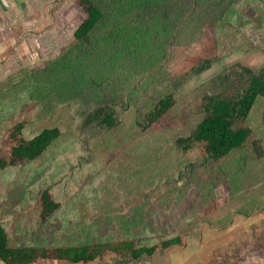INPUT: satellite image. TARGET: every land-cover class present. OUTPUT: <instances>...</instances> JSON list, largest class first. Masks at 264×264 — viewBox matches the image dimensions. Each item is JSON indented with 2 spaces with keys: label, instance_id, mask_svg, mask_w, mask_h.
Returning a JSON list of instances; mask_svg holds the SVG:
<instances>
[{
  "label": "rangeland",
  "instance_id": "rangeland-1",
  "mask_svg": "<svg viewBox=\"0 0 264 264\" xmlns=\"http://www.w3.org/2000/svg\"><path fill=\"white\" fill-rule=\"evenodd\" d=\"M82 2L51 0L50 32L63 39L35 59L32 76L25 71L2 84L1 159L10 160L19 123L26 139L45 128L62 131L40 159L0 170V212L11 242L55 248L128 238L160 245L199 235L222 206L234 211L242 183L248 190L257 180L264 191V156L253 147L257 140L264 155V98L245 124L252 137L227 158L206 160L200 144L189 152L176 147L202 120L206 94L230 92L241 66L264 67V0H203L185 14L175 1L145 9L110 0L105 23L84 49L73 47L87 19ZM205 60L212 68L192 74ZM171 94L174 108L146 130L147 116ZM100 103L115 107L119 126L84 127ZM234 180L240 183L231 189ZM45 190L59 208L44 221Z\"/></svg>",
  "mask_w": 264,
  "mask_h": 264
},
{
  "label": "trees",
  "instance_id": "trees-1",
  "mask_svg": "<svg viewBox=\"0 0 264 264\" xmlns=\"http://www.w3.org/2000/svg\"><path fill=\"white\" fill-rule=\"evenodd\" d=\"M108 1L110 0H83L82 5L85 7L87 19L75 30L73 47L77 46L84 49L92 44L97 31L106 21L105 6ZM124 1H129L131 4L136 3L145 9L166 3L173 6L175 1L176 5L179 6L180 13H184L187 6L194 10L203 0ZM212 64V60L202 61L191 70V73L203 74L212 68ZM31 70H23L18 75L27 71L30 72L27 75L32 76L33 71ZM233 82L230 92L217 91L203 97L202 113L204 116L191 133L177 138L176 147L179 150L189 152L200 144L203 146V154L206 160L220 161L245 146L254 133L253 129L245 124L248 122L258 100L264 98V67L241 66V71L237 73ZM175 105L176 100L173 94L161 99L147 116L143 127L146 130L150 129L154 124L160 122ZM94 125L107 129H114L119 126L120 118L115 107L109 103H100L88 112L84 127ZM23 130L24 123H19L14 129L12 136L15 139V145L12 146L10 160L0 158V170L15 166L22 161L34 162L40 159L62 136L61 129L53 127L45 128L32 139H26L20 137ZM253 147L260 157L264 156L263 149L257 140L253 142ZM231 183L232 189V187L238 186L240 181L234 180ZM41 200L42 219L45 221L59 208V204L52 199L49 190L43 192ZM263 200L257 199V202ZM230 204L228 206H231ZM235 204V210H238V202L236 201ZM217 219L218 213L214 219L209 218L206 224H216ZM195 236L197 235L175 236L161 241L160 245L143 244V241L137 242L127 238L120 241L87 242L55 248L46 244L15 246L11 242L10 234L3 223L0 212V260L4 264H35L41 260L60 261L64 264H102L101 260L105 255H112L111 261L105 264H136L153 257L158 252L163 253L171 248L181 247L184 239Z\"/></svg>",
  "mask_w": 264,
  "mask_h": 264
},
{
  "label": "crops",
  "instance_id": "crops-1",
  "mask_svg": "<svg viewBox=\"0 0 264 264\" xmlns=\"http://www.w3.org/2000/svg\"><path fill=\"white\" fill-rule=\"evenodd\" d=\"M51 23V0H0V92L3 83L31 70L35 59L63 39L50 32ZM249 182L248 190L242 183L243 190L236 192L238 210L227 214L228 204L220 207L216 224L205 223L199 235L184 239L181 247L136 264H264V200L257 202L264 199V191L257 189L259 181ZM0 264L4 263L0 260ZM35 264L64 263L41 260Z\"/></svg>",
  "mask_w": 264,
  "mask_h": 264
}]
</instances>
